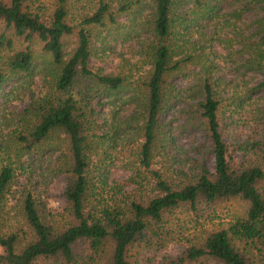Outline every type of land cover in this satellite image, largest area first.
Wrapping results in <instances>:
<instances>
[{
	"label": "trees",
	"instance_id": "1",
	"mask_svg": "<svg viewBox=\"0 0 264 264\" xmlns=\"http://www.w3.org/2000/svg\"><path fill=\"white\" fill-rule=\"evenodd\" d=\"M30 1L0 0V88L12 82L17 85L26 74L31 76L36 62L34 45L40 44L49 78L25 106L16 140L28 152L41 149L52 156L60 151L58 167L65 176L63 195L69 222L62 228L48 222L28 194L16 226L10 228L5 197L15 172L9 163L1 164L0 264H40V260L46 264H132L130 248L147 232L161 233L168 211L186 203L195 208L201 201L212 204L233 198L247 202L245 216L207 230L201 240L181 252L175 264L209 260L252 264V253L264 255V134L256 143L262 152L258 159L236 161L220 123L223 99L216 95L209 71L199 83L201 95L193 110V126L205 137L194 148L198 157L189 158V163L175 158L173 167L157 160L167 156L162 118L171 109L178 88L170 84V77L193 58L184 50L188 40L181 39L188 27L184 26L188 12L181 17L174 12L181 0H152L147 42L140 44L139 67L146 68L115 73L94 71L89 63L94 55V29L117 23L108 2L99 0L91 13L75 22L70 19L71 0H49V7L39 11H33ZM234 1L194 0L189 13L197 19V15L205 16L207 26L220 17L224 3ZM247 1L259 5L256 16L261 37L255 47H245L247 58L242 66L263 75L248 88L251 98L264 96V0ZM69 37L74 38L71 48ZM21 39L27 44L14 49ZM121 91L142 98V140L133 153L132 173L124 190L110 180L105 162L107 149H114L119 130L126 134L127 126L106 128L101 121V108L107 104L102 99L107 101ZM205 154L213 155V169L207 167ZM80 244H86V250L80 251Z\"/></svg>",
	"mask_w": 264,
	"mask_h": 264
},
{
	"label": "rangeland",
	"instance_id": "2",
	"mask_svg": "<svg viewBox=\"0 0 264 264\" xmlns=\"http://www.w3.org/2000/svg\"><path fill=\"white\" fill-rule=\"evenodd\" d=\"M104 1L110 4L117 23L94 29V55L89 60L90 67L94 71L113 73L122 69L144 70L146 67H139L142 60L140 44L147 42L146 25L151 18L152 0ZM98 2L71 0L70 19L80 21L82 16L97 7ZM30 6L33 11H39V8L49 7V0H31ZM125 6L127 8L123 10ZM193 6L194 0H181L174 9L179 16L185 10L188 12L184 20V26L188 27L181 39L188 40L184 43V50L193 58L181 72L170 77V84L178 88L170 102L171 109L162 118L165 127V137L162 138L167 156L157 160L165 162L164 166L173 167L175 158L189 163V158L198 157L194 153L196 146L205 142V137L193 126L192 118L195 102L201 95L199 83L207 71L214 82L216 95L223 99L219 118L225 140L234 147L233 157L238 162L256 160L262 153L256 143L264 134V96L257 94L250 98L247 90L263 75L245 70L242 63L247 58L243 52L245 47H255L254 42L261 37L258 34L260 18L256 16L259 5L247 0L224 3L220 17L207 26L205 16L201 19L197 15V19L189 13ZM73 40V37L68 38V48ZM26 44V41L18 40L14 49ZM34 48L36 62L32 77L26 74L17 85L12 82L0 88V165L9 163L15 172L14 182L5 197V216L10 228L16 226L22 201L30 194L45 219L62 228L69 222V213L63 195L65 176L58 167L60 151L52 156L41 149L28 152L16 140V132L22 128L25 106L42 89L44 79L49 78L44 64L47 57L42 56L40 44L35 43ZM102 101L107 103L101 108V121L106 123V128L127 126L128 130L126 134L119 130L121 133L116 137L114 149H107L105 162L110 169V180L118 182L124 190L128 174L132 173L133 153L142 140L139 112L142 98L139 94L130 97L121 91ZM114 112L118 113L116 117ZM204 157L207 167L213 169V155L205 154ZM247 207V202L241 198L212 204L201 201L195 208L182 204L164 215L161 233L152 235L147 232V236L130 248L129 259L132 264H175L181 252L201 240L207 230L227 226L236 218L245 216ZM79 247L80 251L86 250L87 245L80 244ZM252 254V264H264V255ZM40 264H46V261L40 260ZM198 264L218 263L209 260Z\"/></svg>",
	"mask_w": 264,
	"mask_h": 264
}]
</instances>
